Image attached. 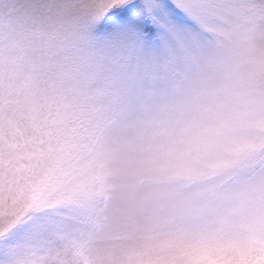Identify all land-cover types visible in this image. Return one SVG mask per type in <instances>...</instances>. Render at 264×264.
Here are the masks:
<instances>
[{
  "label": "snow or ice",
  "instance_id": "6c2138e0",
  "mask_svg": "<svg viewBox=\"0 0 264 264\" xmlns=\"http://www.w3.org/2000/svg\"><path fill=\"white\" fill-rule=\"evenodd\" d=\"M0 264H264V0H0Z\"/></svg>",
  "mask_w": 264,
  "mask_h": 264
}]
</instances>
